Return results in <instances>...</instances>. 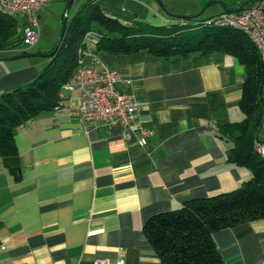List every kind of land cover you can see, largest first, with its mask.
<instances>
[{"label": "crops", "instance_id": "1", "mask_svg": "<svg viewBox=\"0 0 264 264\" xmlns=\"http://www.w3.org/2000/svg\"><path fill=\"white\" fill-rule=\"evenodd\" d=\"M87 1L125 24L176 20L156 0H77L73 14ZM252 1L218 0L205 17L222 5ZM96 55L119 72L117 87L136 95L135 121L128 128L82 123L74 114L77 94L61 90L56 106L15 131L16 154L0 155V264H94L96 258L116 264L120 257L125 264H165L143 233L145 221L188 199L234 190L251 176L246 166L227 161L230 143L217 135L221 124L243 117L245 67L236 57ZM34 56L41 55L0 53V93L42 69L45 60ZM139 127L150 130L144 144ZM213 238L224 264H264V219L217 230Z\"/></svg>", "mask_w": 264, "mask_h": 264}, {"label": "trees", "instance_id": "2", "mask_svg": "<svg viewBox=\"0 0 264 264\" xmlns=\"http://www.w3.org/2000/svg\"><path fill=\"white\" fill-rule=\"evenodd\" d=\"M192 15H171L176 20L169 25L139 20L125 24L102 12L98 5L83 3L67 18L63 37L42 69L29 82L0 93V155L16 154L15 131L57 105L61 85L81 62L85 64L90 53L142 52L160 58L214 51L231 54L245 67L238 102L243 117L221 124L217 135L230 143L225 151L227 161L246 166L251 176L234 190L188 199L177 208L150 216L143 225V233L165 264H224L213 233L264 219V156L254 146L255 141L264 144V137L259 138L264 127V68L256 47L244 33L208 25V17ZM21 27L16 15L0 8V53H32L23 44ZM194 29L200 31L192 32Z\"/></svg>", "mask_w": 264, "mask_h": 264}, {"label": "built area", "instance_id": "3", "mask_svg": "<svg viewBox=\"0 0 264 264\" xmlns=\"http://www.w3.org/2000/svg\"><path fill=\"white\" fill-rule=\"evenodd\" d=\"M53 0H0V8L22 19L21 35L26 48L35 45L39 35L38 11ZM208 25L232 27L244 33L256 47L264 68V0H253L237 12L221 11L205 20ZM87 35L83 38L86 41ZM81 52V48H79ZM90 63L81 62L61 90L76 93L78 103L74 114L89 125L119 124L128 128L135 121L140 110V102L132 92L117 87L121 80L115 68L103 65L96 54H89ZM139 142L144 144L150 130L139 127ZM256 151L264 156V144L255 141ZM94 264H104V259L96 258ZM116 264H125L118 258Z\"/></svg>", "mask_w": 264, "mask_h": 264}, {"label": "rangeland", "instance_id": "4", "mask_svg": "<svg viewBox=\"0 0 264 264\" xmlns=\"http://www.w3.org/2000/svg\"><path fill=\"white\" fill-rule=\"evenodd\" d=\"M160 6L171 15H187L185 12L198 13L203 6L208 2L207 0H156ZM236 3L248 2V0H236ZM68 0H53L49 2L42 13L41 18H38L39 35L35 45L28 47L30 52L41 50V53L50 52L56 45L62 27V21L64 14L67 18H70L75 10L77 0H72L68 8L66 9ZM218 3V2H216ZM218 7L217 4L207 6L204 11L199 15V18H204L207 12L212 7ZM230 8V7H229ZM170 10V11H167ZM185 10V11H184ZM174 12V13H173ZM194 13V14H196ZM17 20L18 17L16 16ZM200 29H194L192 32H199ZM36 61H43L47 63L46 56H34L32 58ZM264 137V127L260 131L259 138Z\"/></svg>", "mask_w": 264, "mask_h": 264}, {"label": "water", "instance_id": "5", "mask_svg": "<svg viewBox=\"0 0 264 264\" xmlns=\"http://www.w3.org/2000/svg\"><path fill=\"white\" fill-rule=\"evenodd\" d=\"M71 1L72 0H68L67 5H66V9L70 5ZM215 2H218V0H209L198 13L193 14L192 16L200 15L207 6H209L210 4L215 3ZM242 8H243V6H237V7H234V8H228L227 6L222 5L223 11L237 12V11H239ZM176 16H180L182 18H189L191 15H176ZM66 22H67V16L64 14L63 21H62L61 32H60V36H59L58 42L61 41V39L63 37L64 31H65ZM57 47H58V44L55 45L54 48L48 53H27V54H23V55H41V56L49 57L57 49Z\"/></svg>", "mask_w": 264, "mask_h": 264}]
</instances>
